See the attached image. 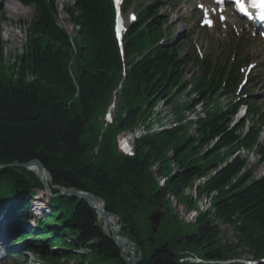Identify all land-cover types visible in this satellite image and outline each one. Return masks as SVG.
<instances>
[{
	"label": "trees",
	"instance_id": "trees-1",
	"mask_svg": "<svg viewBox=\"0 0 264 264\" xmlns=\"http://www.w3.org/2000/svg\"><path fill=\"white\" fill-rule=\"evenodd\" d=\"M17 1L32 8L34 17L27 24L25 52L14 64L4 65L0 49V166L39 161L53 194L68 189L102 199L105 211L119 218V235L142 253L138 264H188L179 262L185 255L216 264H240V254L263 261L264 178L253 180L251 171L242 173L245 160H231L242 147L256 145L259 130L254 126L242 138L236 133L242 126L230 128L237 104L216 107L195 124V135L189 123L149 133L135 140L131 156L118 143L146 124L161 102L174 106L183 120L181 113L192 106L175 107L174 98L190 86V66L199 71L191 79L201 101H232L247 63L240 51L230 50L220 62L184 55L183 45L171 40L169 20L160 15L163 0L141 6L123 40V55L112 0L65 5L72 38L58 23V0ZM135 2L127 0L125 9ZM244 93L248 114L262 118L258 101ZM118 94L115 119L104 129ZM259 154L264 163V146ZM200 179L205 181L195 200L187 197ZM43 190L33 173L0 171V233L11 243H23L43 264H127L92 207L70 197L50 198L42 206L33 199ZM212 193L217 196L211 208L194 224L179 221L171 208L175 200L196 210ZM154 211L163 212L156 234L148 219ZM32 222L36 226L29 230ZM220 226L231 231L233 241Z\"/></svg>",
	"mask_w": 264,
	"mask_h": 264
},
{
	"label": "rangeland",
	"instance_id": "rangeland-1",
	"mask_svg": "<svg viewBox=\"0 0 264 264\" xmlns=\"http://www.w3.org/2000/svg\"><path fill=\"white\" fill-rule=\"evenodd\" d=\"M71 3L72 0H58V23L68 33V35L74 37L75 29L67 21L68 16L64 10V6L70 5ZM12 4L18 5L20 10L10 13L9 10ZM149 4V0H137L133 7L126 12L125 18L127 25H129L132 21L131 16H135L140 12V6ZM201 5H203L204 8H211L209 0H178L177 3H171L170 1L165 2L164 8L161 11V15L166 19H169L170 31L175 34L173 39L176 43L178 42L183 45L182 51L184 55H188L192 59L198 58L200 60H209L211 62L223 61L226 58L228 51L234 49L233 46H239L241 51L246 55L247 60L253 66V70L251 72H247L246 74L249 78L248 87L250 95L253 97L252 99H256L260 102V108L262 109V113H264V59L259 60L256 58V55L260 53H263L262 55H264V41H262V39L257 35V37H253L254 33L250 27L233 16H224L226 21H221L222 19H220V15L215 17L208 16L214 21V26L207 28L205 26L204 11L200 7ZM209 13L212 12L209 11ZM33 17V9L23 7L22 5L14 2V0H0V49L2 50V58L5 66L9 67L10 65L14 64L17 60V57H20L22 54H24V47L26 44L25 32L28 29L27 24L33 19ZM198 72V69L190 66L188 68L189 75L186 76V81H188L190 84H194L196 80L191 79V76L198 74ZM254 85L256 86L254 87ZM173 93V95H175V92ZM119 94L117 95V98L114 99V101L116 100V103L118 102ZM193 97L194 96L190 97L189 88H187L184 94L178 96L176 99L174 98L175 107L187 105V103L190 102ZM216 105L219 108L225 109L227 108L228 103L227 101H221L216 103ZM199 110L200 108H197V110L195 109V111ZM172 111H174V106L165 107L160 104L157 106L153 118L155 120L151 118L149 121H147L145 126L151 125L152 122L156 123L157 120L160 119L163 124L162 127L165 126V128H167L169 126V117ZM116 114V111H114L113 114L111 113L113 119L115 118ZM243 118L244 115L242 112H240V114L233 118V125L243 122L245 120ZM190 134H195L194 128L190 131ZM260 144L263 145L264 141ZM240 156L249 157V164L250 166H255L253 170L254 173H256L257 178L263 176L264 167H261L260 164H257L259 162V158L257 156L247 151H241ZM155 170L156 169L153 171ZM161 181L159 180V183H162ZM202 181H199L198 185L201 184ZM46 192L47 191H42L38 193V198L43 199L44 203H47L50 199L49 193ZM186 196L192 197L195 200V189L188 191ZM171 203V208L178 217L179 221H183L187 217L197 216L195 209H189L188 205L178 203L175 200H172ZM209 205L210 202L207 200H202L200 202L202 211L208 209ZM36 208L37 209L35 210L38 213V205H36ZM47 208L48 206L46 205V210ZM101 224L106 234L111 233L109 227H107L103 221ZM220 228L224 232L226 240L230 242L233 241L231 231L223 226H220ZM127 244L131 249L138 252L134 245H132L129 241H127ZM14 252H17V250ZM2 258L5 257H1V261ZM239 258L242 261V264L244 261L252 259L249 254H240ZM199 259L202 258H193L192 260H189L185 255L184 258L179 262L188 264H204L203 262H199ZM0 264H39V261L37 260L36 256L26 254L25 257H22V260L20 261L9 257V259H5ZM71 264L78 263L75 261Z\"/></svg>",
	"mask_w": 264,
	"mask_h": 264
},
{
	"label": "water",
	"instance_id": "water-1",
	"mask_svg": "<svg viewBox=\"0 0 264 264\" xmlns=\"http://www.w3.org/2000/svg\"><path fill=\"white\" fill-rule=\"evenodd\" d=\"M6 168H13V169H19V170H24V171H27V172H32V173H35L44 190L47 191L50 195L53 194L51 188L49 187V185L47 183H44L42 181V175L44 173H46L45 169H44V166L39 162V161H32L30 163H27V164H12V165H8V166H0V171L1 170H4ZM34 169L37 171H34ZM56 197H70L72 199H77V200H80V201H84L86 202L90 207H92L101 217V219L107 224L108 223V220L109 218H113L116 220V224H117V231L116 232H113L110 228V231H111V239L112 241L114 242V244L120 248V249H126L129 253V248L128 247H125L123 242L121 241V237L119 236V228H120V222H119V218L117 216H114L112 214H109L105 211V202L100 199L99 197H96V196H92L90 194H87V193H83V192H79V191H75V190H68V189H62L58 195H56ZM93 201H97L100 203L101 205V209H96L92 206V202ZM163 218V214L160 212V211H155L152 213V215L150 216L149 218V222L151 224V227H152V231L154 234L157 233L159 227H160V224H161V220ZM132 256H135L134 258V261L132 264H138L139 262L142 261L143 259V255L141 252H139L138 254V257L136 256V252H133L132 253ZM127 259V255H125V260Z\"/></svg>",
	"mask_w": 264,
	"mask_h": 264
},
{
	"label": "bare ground",
	"instance_id": "bare-ground-1",
	"mask_svg": "<svg viewBox=\"0 0 264 264\" xmlns=\"http://www.w3.org/2000/svg\"><path fill=\"white\" fill-rule=\"evenodd\" d=\"M20 10V8H19V6L18 5H15V4H12L11 5V7H10V10H9V12L10 13H12V12H16V11H19ZM209 19V18H208ZM263 54V53H262ZM261 53L260 54H258V55H256V58H258L259 60H263L264 59V55H262ZM112 113V111L110 112V114ZM168 128V127H167ZM145 135V131H144V129L142 128V129H140V130H138V131H136L135 132V135L133 136L134 138H140V137H142V136H144ZM147 136V135H146ZM133 137H131V138H133ZM34 171H36L35 169H34ZM37 172V171H36ZM42 181L44 182V183H48L49 182V176H48V174L47 173H44L43 175H42ZM162 183H160L161 185H163L164 184V181L162 180L161 181ZM47 193V192H46ZM92 206L94 207V208H96V209H101V205H100V203L99 202H97V201H93L92 202ZM115 219H113V218H109V220H108V223L106 224L107 225V227H109V228H111V230L113 231V232H116L117 231V224H116V220L114 221ZM0 237L2 238V240H6L7 239V236L6 235H3V236H1L0 235ZM121 241L123 242V244H124V246L125 247H128L129 248V253H128V251L124 248L123 249V253L125 254V255H127V263L128 264H132L133 263V261H134V258H135V256H132V253L134 252V250L133 249H131L129 246H128V244H127V241L125 240V239H121ZM5 254V252H4V250H2L1 248H0V259H1V257H5L6 255H4ZM5 258H2V261L4 260ZM0 262H1V260H0Z\"/></svg>",
	"mask_w": 264,
	"mask_h": 264
},
{
	"label": "snow or ice",
	"instance_id": "snow-or-ice-1",
	"mask_svg": "<svg viewBox=\"0 0 264 264\" xmlns=\"http://www.w3.org/2000/svg\"><path fill=\"white\" fill-rule=\"evenodd\" d=\"M120 0H116V3L119 4ZM223 0H216V3H222ZM237 10L240 11L241 13H243L244 15H248V10L245 7L244 4V0H234ZM251 2V7L254 9L259 10V20H261L262 22H264V0H250ZM202 8V10L204 11V18H205V22L211 26V20L208 19L209 16V10L204 8L203 5L200 6ZM221 19H223V17H221ZM121 21L119 18V13H117V37L119 38L120 35V31H121ZM110 119V117H109Z\"/></svg>",
	"mask_w": 264,
	"mask_h": 264
}]
</instances>
